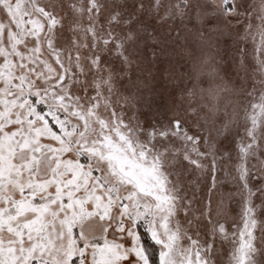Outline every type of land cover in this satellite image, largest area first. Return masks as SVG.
Returning a JSON list of instances; mask_svg holds the SVG:
<instances>
[{"label":"snow or ice","instance_id":"snow-or-ice-1","mask_svg":"<svg viewBox=\"0 0 264 264\" xmlns=\"http://www.w3.org/2000/svg\"><path fill=\"white\" fill-rule=\"evenodd\" d=\"M0 264H264V0H0Z\"/></svg>","mask_w":264,"mask_h":264},{"label":"rangeland","instance_id":"rangeland-1","mask_svg":"<svg viewBox=\"0 0 264 264\" xmlns=\"http://www.w3.org/2000/svg\"><path fill=\"white\" fill-rule=\"evenodd\" d=\"M233 221H235V223L237 225H239L240 227L243 226L242 220H241V209H240L239 205L235 206V211L230 214V217H229L228 222H227V228H228L230 234L232 231L235 230V229H233ZM237 235H238V232H237Z\"/></svg>","mask_w":264,"mask_h":264}]
</instances>
